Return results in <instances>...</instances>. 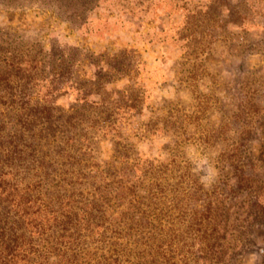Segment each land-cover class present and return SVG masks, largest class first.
I'll return each instance as SVG.
<instances>
[{
	"label": "rangeland",
	"instance_id": "374dc122",
	"mask_svg": "<svg viewBox=\"0 0 264 264\" xmlns=\"http://www.w3.org/2000/svg\"><path fill=\"white\" fill-rule=\"evenodd\" d=\"M0 33L59 60L38 85L53 109L36 116L32 136L20 134L26 184L46 171L76 179L63 189L102 170L127 191L124 181L147 167L157 184L139 250L158 255L146 264H264V0H0ZM87 48L107 53L98 68L116 69L110 92L132 113L120 111L118 126L96 108L106 75L86 76ZM169 112V125H152ZM102 125L118 133L116 151L107 140L84 157L62 149L65 135L81 141L87 131V140Z\"/></svg>",
	"mask_w": 264,
	"mask_h": 264
},
{
	"label": "trees",
	"instance_id": "16d2710c",
	"mask_svg": "<svg viewBox=\"0 0 264 264\" xmlns=\"http://www.w3.org/2000/svg\"><path fill=\"white\" fill-rule=\"evenodd\" d=\"M13 14L17 13L12 12L9 16ZM6 36L0 33V264H146L156 261L158 254L139 250V246L145 243L143 236L146 229L152 225L148 219L153 196L150 185H156L157 178H152L149 168L141 169L138 180L129 177V180L124 181L130 184L126 187L127 191L118 184L120 179L116 174L103 177L102 170L95 173L87 183L70 184L63 189L58 187L62 181L73 182L76 179H61L56 173L53 175L46 171L44 176L31 175V182L26 184L27 177H24L20 161V153L24 150V145L21 144L23 135L32 136V125L36 116L41 118L42 112L49 115L53 109L51 104L42 103L38 85L44 81L45 73L54 74V77L57 75L59 60L49 56L42 44H36L38 48L33 51V45L26 43V40L14 41L11 36ZM84 54L82 57L87 60V65L84 66L88 78L106 75V84L99 93L96 108L101 112L107 110L105 115L118 126L117 115L120 111L125 113L127 119L132 113L130 107L121 109L119 99L110 92L109 84L117 80L112 81L110 76L116 69L109 71L108 65L97 67V59L102 58L108 63L107 53L99 54L87 48ZM117 69L122 70L118 67ZM124 70H127V66ZM38 79L42 80L38 82ZM251 88L252 86L249 87ZM45 96L46 92L42 94V98ZM81 96L85 102L88 101L83 94ZM110 96L114 98L110 99ZM252 98L251 96V101L245 104L254 105ZM170 117V112L167 115H158L156 122L151 120V123L158 128L160 123L157 122L161 118V126H167ZM68 128L70 132L71 127ZM107 128L106 125L100 126L99 133H92L87 140L85 131L84 140L81 141H75L80 136L74 139L75 132H79L73 131L70 135H65L67 140L64 148H61L66 152L80 150L84 157L91 151L92 142L107 140L112 150L116 151L118 133L110 135ZM45 135L40 130L39 142H44ZM84 142H87L85 147ZM50 144H44L48 151ZM70 155L76 158L75 153ZM106 164L110 168L111 162ZM24 171L27 173L26 167ZM76 174L77 177L84 175L81 171ZM140 178L142 188L138 191L144 197L137 195L135 186ZM47 179L52 181L53 187L45 185ZM134 197H137V201L132 203ZM120 200L124 202L122 207ZM112 206L121 207L123 210L118 215L110 214L109 209ZM143 208L148 212L144 214V210H138ZM46 211L50 212L44 218ZM121 218L127 219L125 227L119 225ZM20 249L26 252L21 263L18 253ZM47 252L53 255L48 258ZM34 253L38 255V259ZM51 258L53 260L50 261Z\"/></svg>",
	"mask_w": 264,
	"mask_h": 264
}]
</instances>
